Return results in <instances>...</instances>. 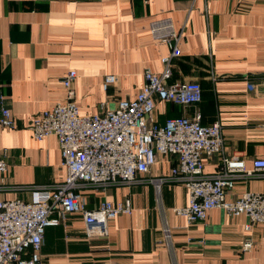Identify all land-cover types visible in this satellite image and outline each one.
Masks as SVG:
<instances>
[{
	"label": "crops",
	"instance_id": "1",
	"mask_svg": "<svg viewBox=\"0 0 264 264\" xmlns=\"http://www.w3.org/2000/svg\"><path fill=\"white\" fill-rule=\"evenodd\" d=\"M172 19L182 33V55L173 62L169 84L197 82V105L158 100L155 120L200 116L204 126L219 122L224 156L264 158V0H0V107L11 109L16 128L0 125V152L8 165L0 175V200L31 202L33 190L7 186H51L65 182L60 144L50 136L36 141L30 129L42 112L66 101L63 79L77 72L75 102L80 114L100 112L124 100L134 101L145 83V70L161 72L170 55L156 42L150 24ZM117 82L107 91L104 79ZM160 155L149 180L133 186L83 191L87 208L103 201L130 199L134 211L109 223L107 239H88L80 215L48 228L43 264H264V228L248 229L245 216L212 209L205 221L189 225L174 208L184 207L181 184L161 187L165 219L172 231L176 262L163 235V216L150 179L171 174L176 163ZM204 171L215 173L221 157L204 158ZM233 196L263 193L264 178L238 181ZM252 240L253 246L244 245Z\"/></svg>",
	"mask_w": 264,
	"mask_h": 264
},
{
	"label": "built area",
	"instance_id": "2",
	"mask_svg": "<svg viewBox=\"0 0 264 264\" xmlns=\"http://www.w3.org/2000/svg\"><path fill=\"white\" fill-rule=\"evenodd\" d=\"M157 42L168 45L170 55L162 59L161 72L145 70L143 89L134 101L124 100L113 108L100 105V112L91 116L80 114L75 102L74 83L77 72H68L63 79L66 101L42 112L31 123L36 141L54 136L58 139L65 182L51 186H7L15 191L33 190L34 200H0V264H43L41 252L46 231L59 227L70 216L80 215L88 239L109 236L111 220L134 211L132 202L113 204L103 201L96 209L87 208L85 189L106 191L112 187L133 186L149 180L150 170L160 155H171L176 163L171 174L150 179L154 185L163 216V235L171 256L176 262L172 231L165 219L161 187L166 183L181 184L188 191V202L173 212L194 225L205 221L212 209H221L228 216H245L248 229L264 228V192L246 191L240 199L233 196L238 181L264 178V158L254 160L248 168L246 160L224 156L225 138L222 125L201 123L200 116L168 118L158 124L155 120L158 100L181 106L197 105L203 89L197 82L169 84L173 62L179 58L182 33L172 19H158L150 24ZM117 82L108 75L103 82L105 91ZM0 125L16 128L10 108L2 102ZM221 157L215 173L204 171V158ZM8 165L5 152H0V175ZM264 246V232L262 235ZM253 246L248 240L244 249Z\"/></svg>",
	"mask_w": 264,
	"mask_h": 264
},
{
	"label": "rangeland",
	"instance_id": "3",
	"mask_svg": "<svg viewBox=\"0 0 264 264\" xmlns=\"http://www.w3.org/2000/svg\"><path fill=\"white\" fill-rule=\"evenodd\" d=\"M116 106H113L112 108L114 109Z\"/></svg>",
	"mask_w": 264,
	"mask_h": 264
},
{
	"label": "trees",
	"instance_id": "4",
	"mask_svg": "<svg viewBox=\"0 0 264 264\" xmlns=\"http://www.w3.org/2000/svg\"><path fill=\"white\" fill-rule=\"evenodd\" d=\"M51 228V227H50Z\"/></svg>",
	"mask_w": 264,
	"mask_h": 264
}]
</instances>
